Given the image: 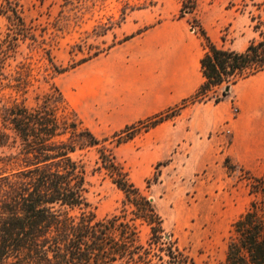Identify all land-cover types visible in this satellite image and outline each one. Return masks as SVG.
Masks as SVG:
<instances>
[{"label":"rangeland","instance_id":"obj_1","mask_svg":"<svg viewBox=\"0 0 264 264\" xmlns=\"http://www.w3.org/2000/svg\"><path fill=\"white\" fill-rule=\"evenodd\" d=\"M17 1L26 22L35 27L38 41L44 42L33 48L29 41L22 43L18 60L29 58L28 62L43 70L48 65L46 48L57 66L74 67L58 75L50 71L47 81L41 79L30 90L28 103L34 102L36 94L57 87L83 124L98 139H108L106 145L113 147L131 181L152 200L163 220L162 242L170 237L196 264H222L232 225L251 202L247 176L241 169L261 176L264 163L235 164L226 152L231 144L226 128L204 137L189 133L192 106L179 117L141 130L117 146L113 135L155 115L144 116L137 106L148 92L150 71L156 63L148 46L142 47L147 33L168 26L200 37L203 28L217 47L241 52L257 38L249 15L251 2L198 0L194 13L180 17L182 0ZM113 23L109 30L95 34ZM7 26V19L0 16L1 35ZM130 36L129 40L135 38L130 50L134 60L119 52ZM97 49L102 52L98 57L80 62ZM236 109L233 106V115ZM219 136H223L222 142H218ZM227 159L236 166L232 170L226 167ZM84 160L87 197L97 218L121 214L124 194L107 176L94 172L96 152H89ZM137 225L140 242L147 247L150 228L139 221Z\"/></svg>","mask_w":264,"mask_h":264},{"label":"trees","instance_id":"obj_2","mask_svg":"<svg viewBox=\"0 0 264 264\" xmlns=\"http://www.w3.org/2000/svg\"><path fill=\"white\" fill-rule=\"evenodd\" d=\"M249 1L257 38L238 52L217 47L200 28L204 83L179 105L116 132L115 146L179 117L190 106L220 104L233 86L264 72V0ZM197 3L182 0L180 17L194 13ZM0 16L8 21L5 35L0 34V264H196L170 237L162 242L163 220L152 200L131 181L113 147L106 145L108 139H98L83 124L57 87L28 103L30 90L41 79L47 81L50 71L58 75L74 67L57 66L46 48L43 70L29 58L19 61L22 43L29 41L33 48L44 42L26 22L19 1L0 0ZM101 53L97 49L80 62ZM91 151L96 152L94 172L107 176L124 194L121 214L99 219L88 200L84 156ZM226 167L236 166L227 159ZM241 171L251 202L232 225L222 264H264V173ZM138 221L150 228L147 247L140 242Z\"/></svg>","mask_w":264,"mask_h":264},{"label":"crops","instance_id":"obj_3","mask_svg":"<svg viewBox=\"0 0 264 264\" xmlns=\"http://www.w3.org/2000/svg\"><path fill=\"white\" fill-rule=\"evenodd\" d=\"M134 42L135 38L119 47V52L132 60L135 53L130 50ZM144 46L151 51V60H156L150 71L148 92L137 103L144 116L179 105L204 83L200 64L203 44L195 32H178L168 26L154 28L142 38ZM233 106L237 108L235 115ZM191 108L189 133L204 137L226 128L231 137L226 152L235 164L264 163V72L233 86L220 104L210 102ZM223 136L218 137V142H222Z\"/></svg>","mask_w":264,"mask_h":264},{"label":"water","instance_id":"obj_4","mask_svg":"<svg viewBox=\"0 0 264 264\" xmlns=\"http://www.w3.org/2000/svg\"><path fill=\"white\" fill-rule=\"evenodd\" d=\"M168 238V237H167Z\"/></svg>","mask_w":264,"mask_h":264}]
</instances>
